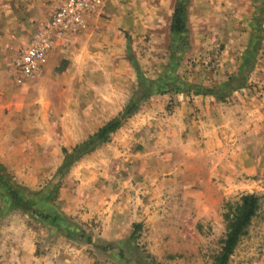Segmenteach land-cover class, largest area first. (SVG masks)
I'll return each mask as SVG.
<instances>
[{"label":"rangeland","instance_id":"1","mask_svg":"<svg viewBox=\"0 0 264 264\" xmlns=\"http://www.w3.org/2000/svg\"><path fill=\"white\" fill-rule=\"evenodd\" d=\"M64 1L0 0V264H217L249 193L226 264H264V0H183V34L179 0H103L20 73Z\"/></svg>","mask_w":264,"mask_h":264},{"label":"trees","instance_id":"2","mask_svg":"<svg viewBox=\"0 0 264 264\" xmlns=\"http://www.w3.org/2000/svg\"><path fill=\"white\" fill-rule=\"evenodd\" d=\"M187 31V6L183 0L176 2L171 14L170 32L173 34H183ZM136 104H130L119 117L113 118L97 130L87 140L76 145L71 152H65L61 170L70 166L78 157L91 151L98 142H103L108 135L114 132L121 124L122 120L132 113ZM259 204V197L254 193L244 194L240 198V204L236 207L229 222V229L222 246L217 264H226L232 254L240 236L243 234L251 219L255 216ZM42 215V214H41ZM48 217V215H42ZM87 242L91 239L86 237Z\"/></svg>","mask_w":264,"mask_h":264},{"label":"built area","instance_id":"3","mask_svg":"<svg viewBox=\"0 0 264 264\" xmlns=\"http://www.w3.org/2000/svg\"><path fill=\"white\" fill-rule=\"evenodd\" d=\"M102 3L103 0H65L53 13L47 29L34 33L28 45L16 54L14 68L24 75L38 72L52 46L50 29L58 33H74L82 28L84 18L97 11Z\"/></svg>","mask_w":264,"mask_h":264}]
</instances>
